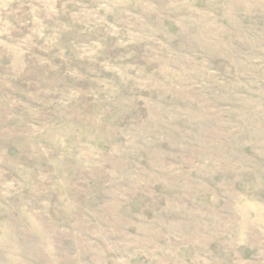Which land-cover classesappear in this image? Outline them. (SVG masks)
<instances>
[{
    "label": "rangeland",
    "instance_id": "374dc122",
    "mask_svg": "<svg viewBox=\"0 0 264 264\" xmlns=\"http://www.w3.org/2000/svg\"><path fill=\"white\" fill-rule=\"evenodd\" d=\"M0 264H264V0H0Z\"/></svg>",
    "mask_w": 264,
    "mask_h": 264
}]
</instances>
